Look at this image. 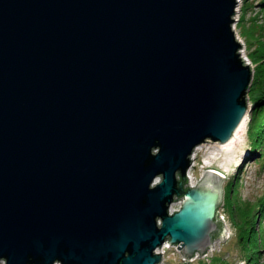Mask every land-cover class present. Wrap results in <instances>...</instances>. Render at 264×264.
I'll return each instance as SVG.
<instances>
[{"label":"water","instance_id":"water-1","mask_svg":"<svg viewBox=\"0 0 264 264\" xmlns=\"http://www.w3.org/2000/svg\"><path fill=\"white\" fill-rule=\"evenodd\" d=\"M237 5L0 0V262L160 264L166 242L190 260L226 239L225 176L187 172L250 112Z\"/></svg>","mask_w":264,"mask_h":264},{"label":"rangeland","instance_id":"rangeland-1","mask_svg":"<svg viewBox=\"0 0 264 264\" xmlns=\"http://www.w3.org/2000/svg\"><path fill=\"white\" fill-rule=\"evenodd\" d=\"M234 18V28L243 45L240 51L245 61L252 64L253 79L249 91H256L260 85H264V0H242L236 7ZM259 61L261 64L258 65ZM248 101L250 121L241 137V145L230 170L226 171L228 161L224 156L226 151L224 153L221 148L223 145L212 143L214 146L205 151L198 149L193 171L198 181L203 178L206 170H214L225 176L220 218L225 221L228 232L226 239L223 242L218 239L214 249L207 255L197 254L190 260L183 257L178 246H163L162 250L166 253L160 264H264V109L260 116L261 124L256 127L253 117L259 109V103H253L249 93ZM245 204H248L249 210H253L251 219H248L249 212L246 217H238L243 215L239 208L247 207ZM172 207L180 209V202L177 201ZM240 224L242 229L239 231Z\"/></svg>","mask_w":264,"mask_h":264},{"label":"bare ground","instance_id":"bare-ground-1","mask_svg":"<svg viewBox=\"0 0 264 264\" xmlns=\"http://www.w3.org/2000/svg\"><path fill=\"white\" fill-rule=\"evenodd\" d=\"M241 1L242 0H237V2H238V5H239V3H241ZM237 12H238V10H237ZM250 65H252V64H250ZM252 67V66H251ZM249 114L245 117V119H244V121L242 122V124L240 125V127L237 129V131L235 132V134H234V136H233V138L231 139V141H229L227 144H225V145H223L221 148L224 150V153H225V151H226V155H224L225 156V158H226V160L228 161V164H227V166H226V171H229L230 170V166H231V164H232V162H233V160H235V156H236V154H238V152H237V150L239 149V146L241 145V137H242V135L244 134V131H245V128H246V125H248V123H249ZM205 144V143H204ZM204 144H202V145H204ZM202 145L201 146H199L200 148L202 147ZM196 150H198L197 148L194 150V152H196ZM193 152V153H194ZM210 159V158H209ZM237 159V158H236ZM192 166V165H191ZM191 168V167H190ZM189 168V169H190ZM188 172H189V170H188ZM187 172V173H188ZM175 205V203L173 204V206ZM173 208V207H172ZM171 210H174V211H177L178 209H171ZM174 211H171L170 213L172 214V213H174ZM164 247L166 246V247H168V246H170V245H168V242H166L164 245H163ZM179 248V247H178ZM179 250H180V248H179ZM181 251V250H180ZM161 252H163L162 254H165L166 253V251H164V249L162 250V247L160 248V249H158L157 251H156V253H161ZM182 252V251H181Z\"/></svg>","mask_w":264,"mask_h":264},{"label":"trees","instance_id":"trees-1","mask_svg":"<svg viewBox=\"0 0 264 264\" xmlns=\"http://www.w3.org/2000/svg\"><path fill=\"white\" fill-rule=\"evenodd\" d=\"M260 61H259V63H257L258 65L261 64L262 61L261 62ZM251 91L253 92L252 94H250ZM251 91H249L250 100H252L253 103H259V105H257V107H259V109H257V111H256V113H255V115L253 117V122L256 123V125H257L256 127H259V125L261 124V118H260V116H261L262 111L264 109V102L262 101V99H264V85L263 84H262V86L260 85L259 89L256 90V91H255V89H253V90L251 89ZM245 205L247 206L248 204H245ZM248 208H249L248 206L247 207H243L242 206L241 208H239L240 213L243 214V215L242 216H238V217H246V214L249 212L248 219H251V217H252V214L251 213H252L253 210H249ZM220 225H221V227L223 229L224 228V224H223L222 221H220ZM237 226L238 225L236 224V227ZM238 229H239V231L242 229V224L239 225Z\"/></svg>","mask_w":264,"mask_h":264},{"label":"built area","instance_id":"built-area-1","mask_svg":"<svg viewBox=\"0 0 264 264\" xmlns=\"http://www.w3.org/2000/svg\"><path fill=\"white\" fill-rule=\"evenodd\" d=\"M214 144V143H213ZM212 144V142H206L204 145H202V147L200 148V147H197V149H200V150H202V151H205L207 148H209V147H211V146H214ZM216 151H218V150H216ZM198 154H199V152H198V150H196V152H194L193 154H192V166H191V168L189 169V172L187 173V175H188V178H189V185L191 186V187H194V186H196L195 184L198 182V180L195 178V176H194V174H193V171H194V169H195V167H196V159H198ZM204 168V166L202 167V169Z\"/></svg>","mask_w":264,"mask_h":264}]
</instances>
